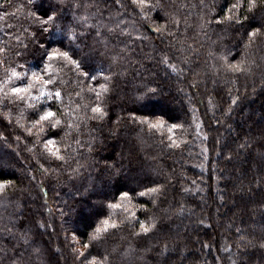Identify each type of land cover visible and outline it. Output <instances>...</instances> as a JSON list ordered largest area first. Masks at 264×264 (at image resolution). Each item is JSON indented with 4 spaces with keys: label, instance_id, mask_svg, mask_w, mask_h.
<instances>
[{
    "label": "trees",
    "instance_id": "obj_1",
    "mask_svg": "<svg viewBox=\"0 0 264 264\" xmlns=\"http://www.w3.org/2000/svg\"><path fill=\"white\" fill-rule=\"evenodd\" d=\"M235 2L163 0L164 9L148 13L147 19L131 0H121L123 6L115 0H8L0 8V80L7 67L27 69L29 75L43 69L45 48L57 45L29 13H43L50 5L63 9L57 21L62 27H74L78 36L85 33L71 45L74 58L97 76L92 81L71 64L53 61L63 104L54 100L52 107L73 110L61 117L64 130L56 136L62 150L71 145L66 162L43 153L37 140L50 137L53 130L33 129L27 135L24 129L36 117L26 104H0V133L7 137L0 138V182L12 181L0 193V264H10L18 255L22 264H84L77 259L79 252L107 254L111 264H163L159 251L165 242L169 264H180L182 257L183 264H264V253L248 244L264 239V34L249 44L245 29L214 20L206 24L214 16L223 17ZM246 7L245 0L241 16L248 14ZM73 15L87 16V25L93 27L73 20ZM255 16L259 21L264 9ZM173 18L180 21L178 27ZM166 21V31L152 30ZM54 38L63 39L64 49L69 47L66 37ZM165 55L177 72L161 63ZM224 55L230 63L243 59L247 70L228 69ZM107 75L112 76L110 91L97 99ZM147 88L158 92L137 100ZM233 98H238L235 105ZM96 104L108 112L103 120L90 119ZM22 111L24 118L19 117ZM8 112L11 124L4 119ZM133 112L153 122L162 118L166 126L155 130L133 123ZM17 119L24 127L17 126ZM69 121L80 127L69 130ZM172 123L183 126L174 130L179 147L168 146L167 125ZM245 142L250 146L242 148ZM155 185L163 186L162 195H136ZM123 191L132 193L130 201L120 199ZM109 202L123 207L109 209ZM181 205L184 211L178 215ZM131 212L139 220L158 218L172 232L135 238L132 233L139 224L128 222ZM110 214L124 223L109 229L101 241H90ZM25 232L28 245L21 240ZM85 243L91 248L83 251ZM206 243L211 247L203 248ZM129 246L136 251L125 259L120 253Z\"/></svg>",
    "mask_w": 264,
    "mask_h": 264
},
{
    "label": "snow or ice",
    "instance_id": "obj_2",
    "mask_svg": "<svg viewBox=\"0 0 264 264\" xmlns=\"http://www.w3.org/2000/svg\"><path fill=\"white\" fill-rule=\"evenodd\" d=\"M32 2V0H30ZM8 4V0H2L0 2V8H4ZM116 5L123 6L121 4V0H115ZM131 4L136 6V8L139 9V12L141 14V17L144 19L148 18V13L157 11V10H163L165 5L163 4V0H156V3H152V0H131ZM246 13L251 14H245L243 16L240 15L242 11H245V0H236L235 3H232L226 10L223 17L220 16H214L211 20L206 21V24L208 26H211L213 23V20L216 25H221L223 23H228L230 25H234L237 28L245 29V34L248 37V43L251 44L255 41V39L261 35L264 34V16H261L259 21H256L255 13L258 9H264V0H246ZM77 9H79L80 4L77 3L75 5ZM62 8H57L56 6L50 5L47 11H44L43 13L39 12H32L29 13V15L34 16L35 20L39 22L40 26L42 27V30L46 33H49L50 36L53 37V40L51 43L57 45L55 47H52L50 50L45 48V45L41 44L42 48H45L47 55L43 58V69L42 70H32L31 74L29 75V72L27 69L25 71L21 72L17 70V67H7L5 69V78L3 80H0V104L7 103H23L27 105V108L32 110V115L36 118L34 120H31V127H26L24 130L26 131L28 136H31L33 133V129H37L38 132L44 133L45 129L53 130L52 135L46 139L41 140L40 136H37V140L42 143L43 145V153H46L48 156L55 158L58 161L66 162L68 157L66 155L68 149L71 147V145H65L63 150L60 146V144L56 140V136L60 131L64 130V120L61 118L65 114L71 115L72 109L65 108L63 112L60 111L59 108L53 109L52 107V101H57L60 104H63V94L60 88L56 87L58 83H62V81L58 80V77L56 74L53 73V61H59L63 60L67 64H71L74 66V68L80 73V75L90 78L92 81H96L97 76L92 75L89 70H86L83 61L77 60L74 58L75 55V49L71 47V45L77 41L80 36L85 35V33H80V36L77 35L74 27L69 26L66 29L61 26V24L57 23L58 20H61L62 17ZM14 14V13H13ZM9 15L8 12L4 13V16ZM167 15V14H166ZM3 17L0 16V19ZM73 20H78L80 23L87 25V16L77 17L73 15ZM252 21H256V24L253 25ZM171 22L175 23L177 27L179 26L180 21L178 19L173 18ZM247 25V27H245ZM88 27H93L92 25H87ZM204 25H201V28H203ZM168 28V21H166L165 24L160 25L159 27H155L152 30L157 33H162L163 31H166ZM111 32L112 29H109ZM122 34H127L126 32H123ZM56 35H60L62 37H66L69 41V47L67 49L63 48V39L56 40L54 37ZM97 36H100L101 33L97 31ZM169 35H172L171 32H169ZM79 47L78 45L76 46ZM245 47H248V44L245 45ZM4 49L0 48V52H3ZM213 53H209L211 56ZM19 55V53H17ZM221 59L224 61L226 67L234 72H240V71H246L247 69L244 67L245 61L241 59L240 61H237L236 63H230L228 61V56L224 55L221 57ZM3 61H0V66L3 65ZM161 63L167 66L173 73L177 72V65L174 63H171L170 58L165 55ZM18 67H25L24 65H19ZM102 75V73H101ZM106 83L100 84L99 89L100 91L96 92L97 99H99L103 94L110 91V88L108 86V82L111 81L112 76L107 75L103 77ZM26 81V82H25ZM90 91H95V88H90ZM158 92L157 88H147L144 93H142L140 96L137 97V100H145L149 97V95L155 96ZM79 95V93L77 94ZM238 98L232 99V104L235 105L237 103ZM39 105V106H38ZM77 108L80 106L77 105ZM91 111L93 113V116L90 117V119L95 120H103L107 115L108 112L106 109L102 106V104H96L95 106L91 107ZM25 113L22 111L19 114L20 118H24ZM4 119L8 121L9 124L12 123V114L11 112H8L5 114ZM120 117H117L116 123L120 122ZM131 120L133 123L139 122L140 124L147 123L150 129L155 130H161L166 126V121L162 118H157L154 122L149 120L148 117L142 116L138 117L133 112L131 113ZM3 121H0V124H2ZM17 126L18 127H24L23 125H20L19 119H17ZM219 123V121H217ZM6 127V125H5ZM73 127L79 128V124H75L73 121H69L67 123V128L70 130ZM183 126L180 124L172 123L170 125H167V130L170 133L168 136L169 140V147H179L180 144L177 142L176 139H173L174 136V130L177 128H182ZM197 129H199L200 125L198 124ZM70 131H65L64 135L65 137L70 136ZM261 135H264V132L261 133ZM0 138L7 139V137H4L2 133H0ZM206 138V137H205ZM17 140L20 139V136L16 137ZM75 143L79 144L80 141L76 140ZM250 145L245 142L243 145H241L242 148H247ZM29 151H32V149H29ZM42 153V154H43ZM228 159H231V156L228 157ZM43 164H41V168H43ZM73 171H77L76 169H73ZM35 177H33L34 179ZM12 181H3L0 182V193H3L5 191L6 185H10ZM163 186L162 185H155L151 188L145 187L143 191H140L136 193L138 196H145V195H155L160 196L163 194L162 192ZM184 191H187L185 189ZM132 193L130 191H123L120 193V199L121 200H131ZM221 200H223V196H221ZM153 203H157L156 200H153ZM107 207L109 209H117L122 208L123 205L121 203H112L109 202ZM184 211L183 205L180 206V210L177 213L178 215H182ZM61 215L63 216L64 213L61 210ZM128 222L135 227V224H139V230L132 233V236L135 238L140 237H147L149 234L155 232V231H161L166 234L172 232L171 225L163 224L160 222L158 218L152 217L149 218V221L145 220H139L136 216L135 212H131L128 214ZM103 227H97L95 229V232L90 236V241H101L105 235L109 232V229L117 230L120 227L121 223H124V221L117 222L115 220L111 219V214L108 218L103 220ZM199 224H204L203 220L198 221ZM210 226V225H205ZM39 227L43 228L45 227L44 224H40ZM239 231V229H238ZM73 239H75V233H73ZM244 238L241 237V240ZM21 240L25 245L29 244L28 234L25 232L23 236L21 237ZM248 244H250L253 248H257L264 253V239H261L258 241V243L253 244L251 240L248 241ZM15 247V246H13ZM203 248H210L211 246L209 244H204L202 246ZM85 249H90L91 244L85 243L84 244ZM178 251V246L177 249ZM116 250L114 249V252ZM136 248H133L129 246L128 249L124 250L120 255L123 258H127L133 253H135ZM34 252L36 254H39V249H34ZM169 252L168 244L167 242L164 243L163 248L159 251V255L163 257V264H169V260L171 257L167 256V253ZM91 257V258H89ZM77 259H80L84 262V264H111V257L109 255L99 256V254L95 256H91L90 252H79L77 254ZM10 264H22V256H17L15 259H11ZM180 264H183V257L180 260ZM233 264H236L234 261Z\"/></svg>",
    "mask_w": 264,
    "mask_h": 264
},
{
    "label": "rangeland",
    "instance_id": "obj_3",
    "mask_svg": "<svg viewBox=\"0 0 264 264\" xmlns=\"http://www.w3.org/2000/svg\"><path fill=\"white\" fill-rule=\"evenodd\" d=\"M78 240H79V239L76 237V238H75V241H78ZM72 251H73V250H72ZM83 251H86V250H85V248H84V250H83ZM224 252H225V251H224ZM224 252H223V251L221 252V253H222V255L224 254ZM223 256H224V255H223Z\"/></svg>",
    "mask_w": 264,
    "mask_h": 264
}]
</instances>
